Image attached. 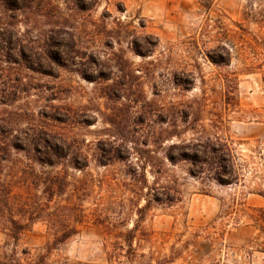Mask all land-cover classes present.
Here are the masks:
<instances>
[{
    "label": "rangeland",
    "instance_id": "obj_1",
    "mask_svg": "<svg viewBox=\"0 0 264 264\" xmlns=\"http://www.w3.org/2000/svg\"><path fill=\"white\" fill-rule=\"evenodd\" d=\"M27 7L0 10V264H264V198L167 158L264 143V0Z\"/></svg>",
    "mask_w": 264,
    "mask_h": 264
},
{
    "label": "trees",
    "instance_id": "obj_2",
    "mask_svg": "<svg viewBox=\"0 0 264 264\" xmlns=\"http://www.w3.org/2000/svg\"><path fill=\"white\" fill-rule=\"evenodd\" d=\"M35 0H0V10L5 9L8 11H18L20 3L23 7H27L32 4ZM72 2L81 3L83 9L90 10L94 7H98L102 0H68ZM28 8V7H27ZM2 40V39H1ZM228 57L231 58V53L226 50ZM213 62L219 65V61L215 60ZM229 61V59H228ZM7 148H3L2 156L0 157V163L8 161L10 159V148H14L8 144ZM11 148V149H12ZM171 149L181 150L180 158L169 154L167 158L171 161L173 165H176L177 161H185L191 163V168L188 170L192 178L196 180H207L209 182L215 183L217 185L226 188H238L241 187L243 192L247 194H256L264 198V143H259L255 148L249 151L255 155H244L242 152L236 148V143L234 141L222 140L216 138L212 139H198L193 142L186 143L181 142L179 144H173ZM46 161H41V163H46L50 166L58 165L60 152L57 148L51 150V153L47 154ZM261 163V166L259 165ZM152 175H155L154 179L162 180L168 177L170 174L169 169L161 168L160 170L151 171ZM159 175V178L156 177ZM157 184V183H155ZM165 195V194H164ZM147 205L156 197V192L154 188H150L148 193ZM237 202V200L234 202ZM145 206V208H146ZM142 212L143 210H139ZM259 212H264V210H258ZM10 223L14 226L15 233L14 238L18 239L19 236L26 231V224L22 225L17 220L12 218ZM74 233L70 232L64 233L60 236L59 242H65L69 240ZM130 234H133L132 232ZM11 237V235H9ZM132 239H130L129 246L132 248Z\"/></svg>",
    "mask_w": 264,
    "mask_h": 264
}]
</instances>
